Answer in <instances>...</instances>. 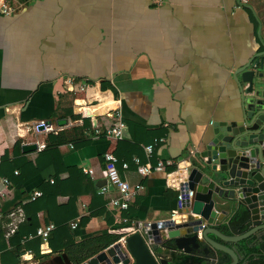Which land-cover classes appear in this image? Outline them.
<instances>
[{
	"label": "crops",
	"instance_id": "obj_1",
	"mask_svg": "<svg viewBox=\"0 0 264 264\" xmlns=\"http://www.w3.org/2000/svg\"><path fill=\"white\" fill-rule=\"evenodd\" d=\"M261 39L264 0H27L10 14L0 13V180L10 183L0 200H11L10 178L16 175L24 180V196L11 207H23L35 189H53L56 197L46 194L37 223L50 222L48 217L62 223L67 215L69 226L77 219L74 229L69 226L76 240L104 233L115 239L122 226L169 219L177 190L168 185L166 171L143 176L132 158L145 162L143 145L152 144L151 161L180 162L167 170L178 168V177L186 179L192 150L203 144L213 123L238 117L232 71L262 49ZM67 75L109 91L110 108L117 107L126 125L120 141L96 134L91 119L73 117V103L84 95L63 91ZM63 118L66 123L57 125ZM96 119L101 130L113 120ZM38 120H50L55 130L35 131ZM34 142L45 148L23 150ZM108 149L118 157L120 177L142 185L126 211L107 206L114 189L97 192L110 187L103 173ZM235 211L232 206L229 217ZM25 243L39 253V239ZM257 249L249 251L260 253ZM61 252L72 261L68 251Z\"/></svg>",
	"mask_w": 264,
	"mask_h": 264
},
{
	"label": "water",
	"instance_id": "obj_2",
	"mask_svg": "<svg viewBox=\"0 0 264 264\" xmlns=\"http://www.w3.org/2000/svg\"><path fill=\"white\" fill-rule=\"evenodd\" d=\"M261 46L232 71L238 89V117L213 123L211 133L190 159L182 189L191 190L192 196L178 208L185 216L140 223L126 235L124 246L109 245L79 264H248L249 256L264 254L262 39ZM65 123L64 118L56 121L57 125ZM36 147L35 142L22 145L24 151ZM232 206L236 208L232 215L246 212L238 225L230 223ZM254 246L260 253H247ZM34 264L73 262L61 252Z\"/></svg>",
	"mask_w": 264,
	"mask_h": 264
},
{
	"label": "built area",
	"instance_id": "obj_3",
	"mask_svg": "<svg viewBox=\"0 0 264 264\" xmlns=\"http://www.w3.org/2000/svg\"><path fill=\"white\" fill-rule=\"evenodd\" d=\"M27 0H0V13L2 14H10L15 10V7L17 5H22ZM64 89L63 91L71 92V93H82L84 97L79 98V100H75L73 103V112L76 115H79L80 118H89L91 119L92 126L94 128V132L96 134L102 135L107 141L117 143L123 138V130L125 128V122L122 120L119 113H116L117 107L114 106L112 108H107V110H104L103 112H100L95 115H87L83 109L76 110V106H92L96 105L100 102L102 95L103 96H110L108 90H100V86L97 83L90 84L87 80H81V79H74L71 76H65L64 77ZM81 94V95H82ZM111 97V96H110ZM107 115L111 117L113 120L110 124L105 126L103 130L98 128L97 123V116ZM40 125H43V128H39ZM33 129L35 131H43V132H50L54 131L55 128L52 126V124H46L45 120H38L33 123ZM163 140V138L159 139ZM44 142H40L37 144L36 151H40L45 147ZM143 150L146 156V161L141 162L140 159L137 156H134L132 160L136 163L137 171L143 175L147 176L152 171H166V179L168 185L175 187L177 190V195L175 197L176 205L175 208L171 211V215L169 219H172L173 221H176V218L184 217L185 214L178 213V208L182 207L186 201H189V199L192 196V191L189 190L185 192L182 187L183 183L185 182V179L178 177V168L172 169L170 171L167 170V167L172 165H178L180 162L175 163L173 159H157L155 161H151V158L153 156V145L152 144H146L143 145ZM194 150H192V155L194 154ZM36 153V152H35ZM118 157L116 154L108 149L103 153V173L106 182L110 185V187L106 185H102L97 189V192L102 195H106L109 193V189L112 188L115 191V194L111 195L108 200L106 201L107 206L126 211L130 205V203L135 198V195L137 191L142 188L141 184H136L134 186L130 185L126 180L122 179L118 172ZM189 162V161H188ZM121 166L123 168H126L128 163L126 161H122ZM16 172V171H15ZM83 172L93 177V172L90 167H83ZM9 180L5 177H3L0 180V198H3L8 191L9 186ZM42 195V192L38 189H35L32 191L30 195V199L33 200L39 196ZM25 213L22 208V206H16V207H10L6 211L0 210V220L4 219L6 220L4 223V237H8L11 235L15 229L17 228L18 224L22 222L25 219ZM121 220L123 222H128V217H122ZM69 226L71 228H75L77 226V219H71L69 221ZM204 227V224L201 226ZM55 228V224L53 222H45L36 228V231L34 233H30L27 236H25L22 241H28L33 238H37L40 240L39 245V254L41 255H49L51 254V249L48 247V237L51 233V231ZM137 229V225L131 224V225H125L122 226L119 229V232L121 233L120 236L110 245H113L114 243H118L124 246V240L126 235L129 233L135 231ZM199 237L201 236V232L198 231ZM29 256L27 259L25 256ZM93 256V255H92ZM90 258V257H89ZM88 259V258H87ZM85 259L84 261H86ZM30 260L32 264H34L39 258L34 257V254L32 250L25 248L23 253L21 254V261L25 262ZM82 262V261H81ZM74 263L73 264H79ZM23 263V264H25Z\"/></svg>",
	"mask_w": 264,
	"mask_h": 264
},
{
	"label": "trees",
	"instance_id": "obj_4",
	"mask_svg": "<svg viewBox=\"0 0 264 264\" xmlns=\"http://www.w3.org/2000/svg\"><path fill=\"white\" fill-rule=\"evenodd\" d=\"M72 115L74 118H76L77 116L73 113ZM23 160L25 159L23 158ZM10 181L13 187V196L11 197V200L8 201L0 200L1 211L8 210L11 205H13L17 200H20L24 196L22 191L24 181L23 178L19 175H16L10 178ZM42 190L43 191L41 196L33 200H31L29 197L28 201H26V204L22 207L24 208L26 213L30 215V219H28V216L25 215L26 218L18 224L15 231L5 238L4 229H1L0 227V264H19L21 262V254L26 248V243L23 242L22 239L28 234L34 233L36 231V228L38 227L37 219L35 216L37 210H39L40 208H45V200L47 193H52V195L56 197V193L53 192V189L48 191L47 188H42ZM66 214L68 213H65V215ZM65 217V219H63L65 220V222L62 223H60L57 219L48 217V221L52 220L55 223V228L51 231L48 237V244L51 248V252L60 253L64 250L68 251L72 256V261H74V263L84 261L85 259L94 255V253L98 252V249H104L108 247L119 237V235H117V237L114 239L110 235L109 237L106 233H104L101 236L95 238L76 240V235L73 233V231H71L67 224V219L69 218L67 217V215ZM245 217L246 212H242L239 216H236L234 214L231 217L230 223L238 225L242 222ZM85 220L86 217H81L80 223L82 224ZM106 236H108V238ZM97 244L100 245V247H96L97 250L95 249V251H93V249H90L91 247H95ZM33 252L34 257L36 258L42 259V257L44 256L36 251ZM249 252V249H247V253ZM248 260V264H264L263 256H258L257 258L249 256Z\"/></svg>",
	"mask_w": 264,
	"mask_h": 264
},
{
	"label": "bare ground",
	"instance_id": "obj_5",
	"mask_svg": "<svg viewBox=\"0 0 264 264\" xmlns=\"http://www.w3.org/2000/svg\"><path fill=\"white\" fill-rule=\"evenodd\" d=\"M101 104H106V105H108V107L107 108H109V107H111V106H113V102L111 101V97L110 96H103L102 95V98H101V100H100V102L98 103V104H96V105H92V106H82V109H83V111L87 114V115H95V114H98V113H100V112H98V113H95V112H89V108L90 107H93V106H100ZM106 108V109H107ZM105 109V110H106ZM103 112V111H102ZM26 258L28 259L29 258V256L27 255L26 256ZM25 264H32V262L30 261V260H28V261H26V263Z\"/></svg>",
	"mask_w": 264,
	"mask_h": 264
},
{
	"label": "rangeland",
	"instance_id": "obj_6",
	"mask_svg": "<svg viewBox=\"0 0 264 264\" xmlns=\"http://www.w3.org/2000/svg\"><path fill=\"white\" fill-rule=\"evenodd\" d=\"M17 7L18 8H20L21 6L20 5H17ZM80 95L82 94V93H79ZM83 95V94H82ZM50 255V254H49ZM49 255H44L43 257H42V259H46V258H48L49 257ZM23 263H25V262H20L19 264H23Z\"/></svg>",
	"mask_w": 264,
	"mask_h": 264
}]
</instances>
